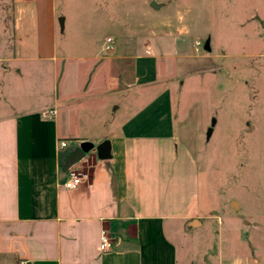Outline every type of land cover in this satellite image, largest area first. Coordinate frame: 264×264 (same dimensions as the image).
I'll return each mask as SVG.
<instances>
[{
	"label": "crops",
	"instance_id": "obj_1",
	"mask_svg": "<svg viewBox=\"0 0 264 264\" xmlns=\"http://www.w3.org/2000/svg\"><path fill=\"white\" fill-rule=\"evenodd\" d=\"M0 10L13 11L0 15V78L17 80L0 82V264H209L195 258L214 214L203 206L199 152L180 146L179 105L161 82L201 59L177 55L179 44L171 53L154 45L150 57L146 44L107 38L73 50L56 0H0ZM159 87L164 96L145 98ZM86 144L78 165L89 179L68 189L66 162Z\"/></svg>",
	"mask_w": 264,
	"mask_h": 264
},
{
	"label": "rangeland",
	"instance_id": "obj_2",
	"mask_svg": "<svg viewBox=\"0 0 264 264\" xmlns=\"http://www.w3.org/2000/svg\"><path fill=\"white\" fill-rule=\"evenodd\" d=\"M56 4L66 19L61 40L66 38L73 50L86 44L95 49L113 38L132 50L146 44L150 57L155 56L154 45L171 53L173 44H179L186 51L179 49L177 55L190 56L191 62L201 59L200 68L191 73L161 80L163 88L173 87L172 98L179 105L174 115L181 119L180 146L199 152L203 206L214 213L207 231L197 236L204 255L198 247L195 258L197 263L202 258L209 264H264V0H56ZM1 14L12 17L13 11L0 10ZM15 21L18 34L16 17ZM29 32L33 37L32 29ZM206 44L210 50H205ZM15 78L4 73L0 82L8 88L15 85ZM154 81L150 77L148 83ZM163 88L144 96L160 99ZM203 123L198 147L193 137Z\"/></svg>",
	"mask_w": 264,
	"mask_h": 264
},
{
	"label": "built area",
	"instance_id": "obj_3",
	"mask_svg": "<svg viewBox=\"0 0 264 264\" xmlns=\"http://www.w3.org/2000/svg\"><path fill=\"white\" fill-rule=\"evenodd\" d=\"M114 42L113 38H108L107 43L108 46H110ZM53 114L54 112L51 111ZM68 146V142L61 141L59 143V147L66 148ZM79 163L74 164L67 170V180L65 182V187L71 190H76L80 188L86 181L89 179V173L86 171V169L78 165ZM110 236L107 230L101 231V246L103 249H107L110 246ZM22 264H26L25 262Z\"/></svg>",
	"mask_w": 264,
	"mask_h": 264
},
{
	"label": "water",
	"instance_id": "obj_4",
	"mask_svg": "<svg viewBox=\"0 0 264 264\" xmlns=\"http://www.w3.org/2000/svg\"><path fill=\"white\" fill-rule=\"evenodd\" d=\"M151 6L153 8H159V6H157V4L155 2H152L151 3ZM59 22H60L61 27L64 28V18H60ZM205 50H210L209 44H206ZM212 131H213V128L212 127L209 128L208 133H207L208 138L211 136ZM91 148H92V145L91 144H89L88 146L85 145L81 149H78L74 154H72L68 158V160L66 162V165H65V168H64L65 171H67L74 164L80 162L85 157V153L88 152ZM106 150H107V143L106 142H104L103 144H101L98 147L99 156L101 158H107V157H109L108 154H107V152H106Z\"/></svg>",
	"mask_w": 264,
	"mask_h": 264
},
{
	"label": "trees",
	"instance_id": "obj_5",
	"mask_svg": "<svg viewBox=\"0 0 264 264\" xmlns=\"http://www.w3.org/2000/svg\"><path fill=\"white\" fill-rule=\"evenodd\" d=\"M87 146L89 145V144H86Z\"/></svg>",
	"mask_w": 264,
	"mask_h": 264
}]
</instances>
